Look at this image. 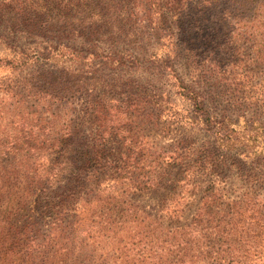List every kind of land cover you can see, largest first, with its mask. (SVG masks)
I'll use <instances>...</instances> for the list:
<instances>
[{"label": "trees", "instance_id": "1", "mask_svg": "<svg viewBox=\"0 0 264 264\" xmlns=\"http://www.w3.org/2000/svg\"><path fill=\"white\" fill-rule=\"evenodd\" d=\"M0 47V264H264V0H0Z\"/></svg>", "mask_w": 264, "mask_h": 264}, {"label": "rangeland", "instance_id": "2", "mask_svg": "<svg viewBox=\"0 0 264 264\" xmlns=\"http://www.w3.org/2000/svg\"><path fill=\"white\" fill-rule=\"evenodd\" d=\"M77 43V42H76ZM21 46L27 47V42L21 41ZM7 51H5L2 47H0V56L7 55ZM6 74L3 69H0V75ZM169 89V88H168ZM180 107H185V103L178 96L172 97ZM154 128L148 127L150 136L153 140L161 145H172L177 143H186L187 140H191L195 144H199L201 142H211L210 135L205 133L202 130H199L195 127H190L188 125H180L178 123L171 122L170 130L167 131L165 137L158 136ZM226 189L232 194L237 193L240 190V182L236 178V175L233 173L228 174ZM140 205H144L149 209V206L156 205L157 196L152 193H144L135 196V202Z\"/></svg>", "mask_w": 264, "mask_h": 264}]
</instances>
